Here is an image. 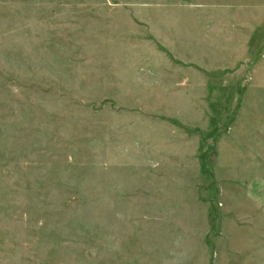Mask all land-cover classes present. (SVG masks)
<instances>
[{"label": "rangeland", "instance_id": "1", "mask_svg": "<svg viewBox=\"0 0 264 264\" xmlns=\"http://www.w3.org/2000/svg\"><path fill=\"white\" fill-rule=\"evenodd\" d=\"M149 1L0 0V264L256 256L245 88L179 52L182 2Z\"/></svg>", "mask_w": 264, "mask_h": 264}, {"label": "crops", "instance_id": "2", "mask_svg": "<svg viewBox=\"0 0 264 264\" xmlns=\"http://www.w3.org/2000/svg\"><path fill=\"white\" fill-rule=\"evenodd\" d=\"M150 0L149 2H154ZM182 2L167 34H175L179 52L192 54L191 63L202 69L234 72L245 88L241 113L247 115V135L257 136L254 149L259 167L264 168V0H159ZM167 44L161 42L169 48ZM173 44V41L170 45ZM242 80V82H241ZM255 120V123L253 122ZM254 139V138H253ZM249 146L248 143H244ZM242 142L239 150L242 148ZM248 149V148H246ZM262 197L264 175L259 176ZM259 213L264 214V199ZM257 226L256 256L250 264H264V220ZM248 224L244 222L241 226Z\"/></svg>", "mask_w": 264, "mask_h": 264}]
</instances>
